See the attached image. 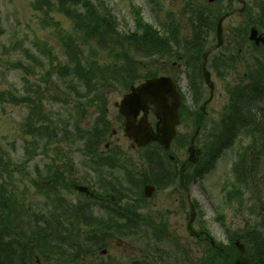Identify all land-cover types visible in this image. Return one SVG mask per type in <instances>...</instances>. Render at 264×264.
I'll use <instances>...</instances> for the list:
<instances>
[{"label":"rangeland","instance_id":"rangeland-1","mask_svg":"<svg viewBox=\"0 0 264 264\" xmlns=\"http://www.w3.org/2000/svg\"><path fill=\"white\" fill-rule=\"evenodd\" d=\"M104 1L115 17L121 33L135 30L132 14V8H135L140 11L141 18L147 24L162 33L166 23L173 21L179 24V43L182 42V48L185 47V50L176 47V55L173 58H160L155 54L146 53L136 56L134 59L141 65V75H147V78L135 80L128 86L114 83L113 89L100 87L98 92L102 95L99 101L105 102L106 106L101 107L102 103L99 102L87 112V117L82 121L80 128L87 132L95 127L101 117L103 118L109 131L103 136L99 151L95 152L96 158H113L120 152V158L117 159L121 167L122 164L125 165L124 170H113L114 175L104 176L109 172L108 168L99 164L94 167L89 163L90 158L84 154L83 143L76 141L69 144L63 137L66 129L74 131L76 123L80 120L79 116L82 119L76 104L85 102L82 98L77 100L74 95L72 97L71 91L68 90L71 76L62 72V69L70 64L68 42L69 45L75 46L74 52L80 53L81 58L83 53V60L89 59L90 63L92 60H98L99 63L107 64L112 58L100 52L98 47H82L80 42L77 47L75 43H71L70 37L77 39L79 33L73 21L61 13L52 12L44 17L35 12L32 0H0V152L4 155L3 159L8 158L10 161L12 171L10 174L0 173V192L2 189H5L8 195L15 192L25 205L37 210L32 213H39L45 209L47 200L36 193L31 180L36 179L39 172L44 173L47 165H63L68 161L67 156L73 164L72 177L81 184L87 179L93 181V189H100L98 183L102 175L110 181L133 174L138 188L130 193L128 199L139 205V215L144 219V224L138 226L139 229L134 227L135 231L132 233L127 231L129 235L119 236L113 232L116 237L105 249L106 255L98 251L95 256L81 258L80 263L75 261L73 264H96L98 259L99 264H201L207 247L209 250L210 242L189 234V217L193 213L190 204L194 205L197 212L194 230L198 234H209L219 247L229 244L230 235L234 239L233 243L237 241L238 236L244 237L251 229L250 224L256 220L261 221V215L264 214V150L261 148L264 144V136L261 134L264 130V119H260L261 123H256L257 127H260V130L256 131L257 135H254L253 131H249V134L243 132L228 143L226 132L229 125H226V120L232 105L230 91L240 88L250 68L258 67V64L261 65L264 61L258 50L262 46L252 50L249 37L248 41L247 38L244 39L248 29L239 26L245 17L233 13L221 26L224 37L221 42L224 44L222 49L213 50L218 41V16L226 12L220 11L217 16L212 17L209 12L215 13L218 6H209L208 0ZM196 6L201 7L198 12ZM233 7L240 6L233 3ZM228 11L230 12L229 9ZM249 15L252 20L263 23L259 25H264V17L256 13V10L249 12ZM261 30L264 32L263 28ZM231 43L242 46L235 65H232L235 62L234 58L232 59ZM200 45L202 52L195 48ZM171 47L173 49L174 44ZM177 53L185 55V58L178 57ZM207 54L206 70L211 73L215 84L213 97L203 75L202 57ZM179 59L183 60L178 61ZM254 60H258V63L252 65ZM174 63L179 66L175 78L188 103L190 115L186 114V118L179 125V140L169 155H176L179 163L186 164L189 158L188 148L194 135H197L195 149L201 150L204 155L198 166L186 172L188 178L192 177L189 180V195L180 185L183 171L181 164L176 166L168 155L157 148L151 151L131 149L133 142L128 138L126 122L119 118L117 107L131 87L140 88L147 80L154 78L153 74L158 77L172 76V73L166 72ZM51 68H55L56 72L49 77L47 73ZM193 86L198 90L196 98L190 90ZM26 97L33 98L41 105L42 110L60 128L61 133L58 144L51 147L49 155L35 152L31 161L25 152L24 132L25 121L31 108L26 103L12 101V98L20 101ZM208 101L211 102L203 111V104ZM100 108H104V114H101ZM69 121L71 124L67 127ZM149 122L153 127L156 124V119L151 114ZM237 132L234 131V135ZM107 145L109 148H106ZM248 147L253 150L247 154L244 167H251L250 188L247 191L241 189L243 196L238 198L237 193L230 195L233 192L231 186L228 190H224V186L235 181L234 165L239 162ZM56 150L62 156L60 159L54 157L55 152L52 153ZM144 181L157 189L150 199L143 195ZM127 184H124V189H127ZM108 192L109 190H101L102 194ZM63 195L69 198L68 194ZM70 199L78 203L84 202L82 206L90 204L89 200L78 195L72 194ZM92 204L99 205L97 202ZM99 206L101 207L95 209L96 215L100 216L102 213L106 217V211L101 210L105 208L104 203ZM134 224L139 223L134 221ZM164 226L166 230L162 231ZM24 227L28 228L27 225ZM159 231L167 233L170 240H159ZM118 239L122 241L120 245L117 243ZM245 246L247 256L251 247L247 244Z\"/></svg>","mask_w":264,"mask_h":264},{"label":"trees","instance_id":"trees-1","mask_svg":"<svg viewBox=\"0 0 264 264\" xmlns=\"http://www.w3.org/2000/svg\"><path fill=\"white\" fill-rule=\"evenodd\" d=\"M32 2L35 12L44 17L49 16L52 12H58L73 21L79 35L77 39L70 37L71 43H75L77 47H79V42L82 47H98L100 52L112 58L107 64L99 63L98 60H92L90 63L89 59L83 60V53L81 58L80 53L74 52L73 47L75 46L69 45L67 41L70 64L63 68L62 72L64 75L71 76L68 81V90L71 91L72 97L74 95L77 100L82 98L85 102L76 104L75 107L82 114V119L79 116L80 120L76 121L78 123H76L74 131L66 129L63 137L69 144L76 141L83 143L84 154L88 159H93L94 167L99 164L105 167L109 166L113 170L118 168L116 160L113 162L111 159H99L95 155L96 150L99 151L98 147L103 136L109 131L108 124L101 117L92 130L83 132L80 128L82 121L87 117V112L101 102L99 99L102 94L98 92L100 87L105 86L113 89L114 83L128 86L135 80L147 78V75H141V65L134 59L136 56L146 53L155 54L160 58L168 56L173 58L176 55L174 49L182 48V42L179 43L180 25L173 21L166 23L162 28L164 32L162 33L147 24L141 18L138 9L132 8L135 30L121 33L115 17L104 0H32ZM244 39L246 40L245 37ZM173 44L174 48L172 49L171 45ZM231 46L232 59L234 58L235 62L232 65H235L236 57L240 56L242 46H238L237 43H231ZM195 48L202 52L201 45ZM182 49L185 50V47ZM254 49L257 48L252 46V50ZM258 50L264 59V48ZM177 56L185 58V55H178V53ZM256 63L258 60H254L252 65ZM261 65L251 67L246 73L245 82L241 87L230 91L232 105L226 120V125L229 124L226 127L228 143L240 133L249 134V131H253V134L257 135L256 131L260 130L256 123H261L260 119H264V61ZM55 72V68H51L47 74L51 77ZM58 75L62 76V74ZM152 76L156 77L157 74ZM93 92L96 93L93 94ZM18 100L12 98L13 102L26 103L31 108L24 125L25 152L29 156L28 160L33 159L35 152L49 155L51 147L57 145L61 137L60 128L33 98L26 97ZM101 103V107L106 106L105 102ZM100 112L104 114V108H100ZM70 124L69 121L66 126L68 127ZM234 131L238 132L234 135ZM261 134L264 136V130L261 131ZM261 148L264 150V144ZM252 150L251 147L246 148L242 158L234 165L235 184L233 185L234 182L228 183V186H231L233 190L230 195L237 193V197L241 198L243 196L241 189L247 191L250 188L251 167L244 166H246L247 154ZM0 153V173H12L10 161L8 158L3 159L2 151ZM52 153H54V157L59 159L62 157L58 150ZM67 159L68 161L63 165H47L45 172H39L36 179H32L31 182L37 193L49 201L41 215L82 217V221H77L79 225L82 224V231H78L79 234L82 233V238L80 236L78 239H56L49 235L48 229L42 228H38L36 231L31 229L32 232L29 233L30 231L25 230L24 226H30V221L20 218L41 215L32 213L37 210L25 205L15 192L8 195L6 190L2 189V193L0 192V264H37V258L40 259L41 264L42 262L45 264H73L75 261L80 263L81 258L88 259L95 256L98 251L105 250L115 237L113 232L119 236L129 235L135 231L134 227L139 229L138 226L144 224V219L139 215V205L128 199L130 193L135 192L138 188L134 182L133 174L126 175L123 179L118 177L116 178L118 180L110 181L102 177L103 175L101 176L99 183L103 187L109 185L108 193L113 195L116 200L115 203L109 202L110 204L106 206L108 211L106 217L95 216L93 210L88 211L91 208L89 205L84 212L80 207L70 204L63 205L61 197L59 198L60 190H68L72 187V183L78 182L75 177H72L73 164L68 156ZM152 171L155 172L154 169ZM107 175L111 177L114 173L111 170ZM147 183L149 182L144 181L143 184ZM124 184H127V189L123 188ZM228 186H225L224 190H228ZM66 205V210L60 208V206ZM134 221L139 224H134ZM39 222L36 220L34 223L38 225ZM250 226V231L244 237L237 235V239L251 247L248 250V256L251 258L252 264H264V214L261 215V221L256 220ZM165 230L164 226L162 231ZM162 231L158 233L159 240L164 238L170 240L169 235L163 234ZM229 239L230 242L226 246L216 245L215 250L209 248L205 252L201 264L232 263L238 256V252L233 246L232 236Z\"/></svg>","mask_w":264,"mask_h":264},{"label":"water","instance_id":"water-1","mask_svg":"<svg viewBox=\"0 0 264 264\" xmlns=\"http://www.w3.org/2000/svg\"><path fill=\"white\" fill-rule=\"evenodd\" d=\"M225 19L226 17L222 18L219 22V43L217 44L216 48H220L222 45L221 26ZM250 40L255 41L256 45L264 44V38L258 37V33L255 30L252 31ZM207 57L208 55L203 57V74L207 84L210 85L212 90L211 94L213 95L214 86L211 84L210 74L206 70ZM168 98L171 100V102L168 100ZM150 105L154 106L156 110L162 114V128L159 129L160 124H158L156 133H145L139 141V146L144 147L152 142H157L165 149H169L171 142L176 136V127L179 124L178 109L181 105L180 97L171 79L157 78L147 81L138 90L125 97L124 101L122 102L121 113L126 117L134 116L136 118L143 111L146 117ZM189 153L190 162L197 164L198 158H194L196 151L193 147L189 149ZM77 190L79 192L88 193L86 188H77ZM154 192V187H145L144 193L147 198H151ZM194 216L195 215L192 216V221L194 220ZM235 246L237 247L240 256L232 264H251L250 259L245 256V248L243 244L238 242L235 244Z\"/></svg>","mask_w":264,"mask_h":264},{"label":"flooded vegetation","instance_id":"flooded-vegetation-1","mask_svg":"<svg viewBox=\"0 0 264 264\" xmlns=\"http://www.w3.org/2000/svg\"><path fill=\"white\" fill-rule=\"evenodd\" d=\"M208 2H209V6H216V5L218 6L215 13H212L211 11L209 12V14H211L212 17L217 16L220 13V11L226 12L223 15L218 16V23H219L222 16H224L226 14L235 13L234 15H239L241 17H245L244 22H242L239 26H241V25L244 26L245 28L248 29V32H250V33L253 29H256V30H258L259 35L264 36V32L261 30L262 28L264 30V25H259V24H263V23H261V22L259 23V21H257L256 19L252 20L251 16L249 15V12H254V10H256V13H258V14H260V16L264 17V0H249V1L248 0H208ZM233 3H237L240 7L239 8L233 7ZM199 8H201V7L196 6L197 12H198ZM228 9L230 10V12L228 11ZM222 31H223V28H222ZM222 35H223V33H222ZM223 39H224V37H223ZM196 40H197V36H196ZM178 67L179 66L177 64H173V69L170 70V72L175 73L177 71ZM193 89L198 94V90L195 88H193ZM205 105H206V103L203 104V107H202L203 111L206 109V108H204ZM184 111H185V107H184ZM150 114L153 115L156 119V124L154 127L149 122V115ZM180 116H181V109H180ZM160 117L161 116L158 113H156L154 110H151L147 116V119H142L141 117H138V118L131 117L129 119H124V122H126V126H127L126 132L128 134V138L131 139L133 142H135V143H132V145H131L132 150H135V149L138 150L136 143L139 141L140 137L144 133H150L156 129V125H157L158 119ZM193 117L194 116H192V118ZM184 118H186V117H184ZM184 118L180 117V124L182 123V121H183L182 119H184ZM197 129H200V128H197ZM178 136H179V134H178ZM194 137H195V135L191 138L190 144L192 143V140L194 139ZM196 138L194 140L195 142H196ZM107 148H109V145L107 146ZM168 156H169L170 161L173 162L176 166L181 164L180 168L184 167L186 169V172L195 168L194 165L189 163L188 159H187V163L185 164L183 162L179 163V160L176 158V155H168ZM203 156L204 155L200 150L199 151V162L201 161ZM97 191L98 190H96V189L94 190L95 194ZM183 191L188 193L187 195H189V189L187 187H185ZM78 220L82 221V217L68 216V217L60 218V219H58V221L57 220L52 221V225L50 226L51 229L53 230L52 236L55 238H61V239L68 238V237L69 238L77 237L78 233L76 231V228H82V224L79 225L77 223Z\"/></svg>","mask_w":264,"mask_h":264}]
</instances>
